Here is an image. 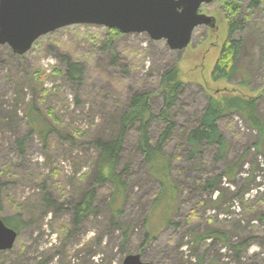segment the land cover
<instances>
[{
    "label": "rangeland",
    "instance_id": "374dc122",
    "mask_svg": "<svg viewBox=\"0 0 264 264\" xmlns=\"http://www.w3.org/2000/svg\"><path fill=\"white\" fill-rule=\"evenodd\" d=\"M236 1L244 29L233 38L242 50L231 84L211 78L228 39L220 0L200 12L217 18L216 29L197 28L184 51H172L147 34L112 40L109 29L86 25L44 36L23 56L0 48L1 212L3 219L22 223L14 249L0 252V264H123L130 255L148 264H264V139L239 115H227L219 122L229 145L224 160L216 161L213 147L202 161L190 162L180 151L182 133L195 125L207 96L259 99L264 124V12L248 11L249 0ZM68 62L82 66L80 82L66 76ZM174 66L184 83L172 112L175 140L166 148L177 156L176 205L167 215L153 206L157 184L135 150L133 132L119 167L130 164L129 200L117 222L109 205L112 188L92 180L94 143L111 138L115 117L135 94H151L157 116L163 107L160 77ZM33 104L39 112L36 131L29 117ZM48 128L52 132L43 142L39 132ZM162 128L152 125V139ZM229 168L237 171L232 181L223 176ZM216 176H223L222 183L206 193L205 181ZM92 190L91 212L76 222L75 207ZM215 231L226 234L230 245L249 239L240 259L220 241L203 238Z\"/></svg>",
    "mask_w": 264,
    "mask_h": 264
},
{
    "label": "trees",
    "instance_id": "16d2710c",
    "mask_svg": "<svg viewBox=\"0 0 264 264\" xmlns=\"http://www.w3.org/2000/svg\"><path fill=\"white\" fill-rule=\"evenodd\" d=\"M223 5V13L228 21V39L224 44L220 57L212 71L211 78L214 82L226 81L231 84L232 79L238 73V59L242 50V42L233 39L234 36L244 29V22L241 19V7L236 0H220ZM260 10L264 12V0H249L248 11ZM246 20V18H245ZM244 20V21H245ZM113 40L122 34L113 29L109 30ZM83 68L73 62L67 63L66 76L72 81L80 82ZM37 80V79H36ZM35 82L37 83V81ZM184 83L181 80L178 66L170 68L160 77V91L163 94V107L156 116L152 109L151 94L138 93L129 100L128 106L124 108L114 119L115 132L109 140L98 139L95 141V149L98 153L96 163L92 169V177L99 186L109 185L112 188L110 194V209L113 218L118 220L123 215V209L129 200L128 185L126 176L130 170V164L122 169V163L127 140L133 132H137L135 139V150L143 156L148 168L149 176L157 184V193L154 199L156 208L163 207V212L167 215L173 211L176 205V195L178 186L173 180L172 169L177 156L168 153L166 148L175 140V133L178 129L172 112L179 103L183 94ZM259 99H245L238 95L224 93L218 97L207 96V104L195 125L183 131L180 151L185 153L188 161H202L207 148L216 149V161L224 160L228 155L229 145L226 138L220 131L219 122L227 115H239L246 123L247 127L259 133L264 139V124L257 112ZM30 123L33 129L38 125L39 112L33 104L29 106ZM154 123H161L163 128L157 138L152 139L151 127ZM52 132L50 128L42 130L39 135L43 142ZM258 147V146H257ZM183 148V151H182ZM260 148V144H259ZM238 166V165H237ZM236 169L229 168L224 172L225 179L233 180L236 176ZM223 176H216L208 179L204 184V191L213 194L222 183ZM86 179V176L84 180ZM4 185L0 182V210L2 211V197ZM96 191L92 190L85 195H81L78 205L75 207L76 222L84 219L93 207V200ZM47 203L52 204L50 197L46 195ZM263 219L261 218L260 221ZM5 224L20 235L22 223L19 218L4 219ZM147 227H149L147 225ZM150 230L152 228L150 227ZM204 239L220 241L224 246L229 247L236 253L238 259L249 246V239H242L239 244L230 245L229 237L219 231L209 234ZM201 239H197L199 242Z\"/></svg>",
    "mask_w": 264,
    "mask_h": 264
},
{
    "label": "water",
    "instance_id": "95a60500",
    "mask_svg": "<svg viewBox=\"0 0 264 264\" xmlns=\"http://www.w3.org/2000/svg\"><path fill=\"white\" fill-rule=\"evenodd\" d=\"M218 0H0V48L15 55L29 53L44 36L73 26H96L123 35L147 34L165 41L172 51H184L199 27L216 29L215 18L200 14ZM18 233L0 210V252L14 249ZM123 264H148L130 255Z\"/></svg>",
    "mask_w": 264,
    "mask_h": 264
},
{
    "label": "flooded vegetation",
    "instance_id": "af4514ba",
    "mask_svg": "<svg viewBox=\"0 0 264 264\" xmlns=\"http://www.w3.org/2000/svg\"><path fill=\"white\" fill-rule=\"evenodd\" d=\"M202 14V13H201ZM210 17H212V18H215L214 16H210ZM216 19V21H217V18H215Z\"/></svg>",
    "mask_w": 264,
    "mask_h": 264
}]
</instances>
